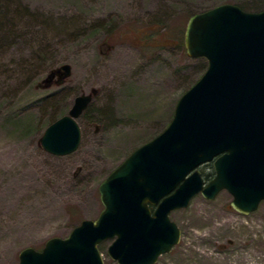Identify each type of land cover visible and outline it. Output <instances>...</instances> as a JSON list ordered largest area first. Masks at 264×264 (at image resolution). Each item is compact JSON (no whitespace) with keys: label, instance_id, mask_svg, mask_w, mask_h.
I'll use <instances>...</instances> for the list:
<instances>
[{"label":"rangeland","instance_id":"rangeland-1","mask_svg":"<svg viewBox=\"0 0 264 264\" xmlns=\"http://www.w3.org/2000/svg\"><path fill=\"white\" fill-rule=\"evenodd\" d=\"M221 3L264 9V0H0V264H18L22 248L40 250L98 216L100 182L165 129L207 67L185 53L189 16ZM64 63L70 74L45 85ZM93 88L76 119L77 148H42L45 127ZM198 169L213 176L212 162ZM231 199L226 190L197 193L172 210L180 240L153 264H264V200L241 214ZM111 241L98 244L104 264H118Z\"/></svg>","mask_w":264,"mask_h":264},{"label":"water","instance_id":"water-1","mask_svg":"<svg viewBox=\"0 0 264 264\" xmlns=\"http://www.w3.org/2000/svg\"><path fill=\"white\" fill-rule=\"evenodd\" d=\"M183 42L185 53L205 57L207 67L179 97L169 124L100 182L103 208L95 219L48 238L40 250L22 248L18 264H104L98 244L108 238L107 254L118 264H153L180 240L169 213L197 193L213 199L225 189L241 214L264 200V9L221 3L194 13ZM69 74L64 63L43 81L59 83ZM95 93L76 95L67 113L45 127L42 148L58 155L77 148L76 119ZM206 162L214 173L208 181L198 169Z\"/></svg>","mask_w":264,"mask_h":264},{"label":"trees","instance_id":"trees-1","mask_svg":"<svg viewBox=\"0 0 264 264\" xmlns=\"http://www.w3.org/2000/svg\"><path fill=\"white\" fill-rule=\"evenodd\" d=\"M1 25V24H0ZM181 38H182V35H181Z\"/></svg>","mask_w":264,"mask_h":264}]
</instances>
